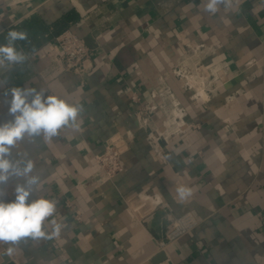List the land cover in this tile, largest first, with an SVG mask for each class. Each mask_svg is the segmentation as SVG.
<instances>
[{"label": "crops", "instance_id": "crops-1", "mask_svg": "<svg viewBox=\"0 0 264 264\" xmlns=\"http://www.w3.org/2000/svg\"><path fill=\"white\" fill-rule=\"evenodd\" d=\"M207 2L0 0V44L11 29L29 37L16 42L29 58L0 66V122L11 119L14 86L82 107L79 130L12 150L13 160L34 162L39 194L58 202L53 218L65 227L19 242L11 257L0 243V264H264V0H226L215 13ZM65 29L88 47L84 73L63 68L53 37ZM184 41L206 48L190 54ZM177 65L196 67L210 87L193 79L196 90L184 87ZM154 90H170L185 108L182 135L148 139L163 109L147 127L136 111ZM109 140L122 167L110 177L94 161ZM18 182L2 186L6 199ZM180 186L191 190L183 200ZM159 201L170 217L190 211L199 221L163 249L170 220Z\"/></svg>", "mask_w": 264, "mask_h": 264}, {"label": "clouds", "instance_id": "clouds-1", "mask_svg": "<svg viewBox=\"0 0 264 264\" xmlns=\"http://www.w3.org/2000/svg\"><path fill=\"white\" fill-rule=\"evenodd\" d=\"M225 2L208 0L206 11L215 13L218 5ZM28 38L27 31L9 30L6 43L0 44V66L23 64L29 57L17 49L16 42ZM6 95H10L8 115L11 119L0 122V243L10 245L2 255L11 257L19 242L52 239L65 227L53 218L58 202L39 194L42 192L41 181L33 175L34 162L23 158L13 160L12 150L26 139L42 137L49 141L64 128L79 130L77 118L82 107L59 96L48 95L43 88L14 86ZM12 178L22 182L15 185L12 198L6 199L8 193L2 186ZM177 193L183 200L191 195V190L180 186Z\"/></svg>", "mask_w": 264, "mask_h": 264}, {"label": "built area", "instance_id": "built-area-1", "mask_svg": "<svg viewBox=\"0 0 264 264\" xmlns=\"http://www.w3.org/2000/svg\"><path fill=\"white\" fill-rule=\"evenodd\" d=\"M2 20L3 18L0 13V28L2 26ZM53 42L61 51L60 60L64 70L77 73H84L88 70V67L85 65V60L88 57V47L82 38L69 29H65L53 37ZM184 45L190 54H195L206 48L204 43H194L192 41H184ZM173 73L183 80V86L188 89L196 90V87H192L190 84V79H193L197 86L203 88L210 87L211 85L210 79L199 74L196 67L188 69L182 65H177L173 69ZM150 96L152 98L151 102L143 104L136 111L137 120L142 126H149L152 114L159 108L163 109L164 118L161 127L154 129V134L149 131L147 135L148 139L152 140L155 135L165 137L182 135L184 125L183 118L186 115V110L174 97L173 93L170 90H166L164 93L154 90L150 92ZM156 98H158L159 101H156ZM131 99L136 100L137 96L132 94ZM164 99H168L169 103L166 104ZM176 112L179 113L180 116H176ZM166 122H169L168 127L165 126ZM120 155L121 150L117 142L115 140H109L104 145L102 151L94 154V161L102 172L110 177L122 169ZM158 204L168 216L171 212L169 204L162 201H159ZM74 217L76 220H80L78 213H75ZM169 220L170 227L165 234V238L158 243L159 247L162 249L177 241L182 236L190 233L199 223L197 218L190 211L184 212L177 217H170L169 215Z\"/></svg>", "mask_w": 264, "mask_h": 264}, {"label": "bare ground", "instance_id": "bare-ground-1", "mask_svg": "<svg viewBox=\"0 0 264 264\" xmlns=\"http://www.w3.org/2000/svg\"><path fill=\"white\" fill-rule=\"evenodd\" d=\"M190 84L192 85V87H194V86H193V83L191 82V79H190ZM175 115H176V116H180V114L177 113V112L175 113ZM168 123H169V122H166V123H165V126L168 127Z\"/></svg>", "mask_w": 264, "mask_h": 264}, {"label": "water", "instance_id": "water-1", "mask_svg": "<svg viewBox=\"0 0 264 264\" xmlns=\"http://www.w3.org/2000/svg\"><path fill=\"white\" fill-rule=\"evenodd\" d=\"M3 264H15L13 261H10V260H5Z\"/></svg>", "mask_w": 264, "mask_h": 264}]
</instances>
